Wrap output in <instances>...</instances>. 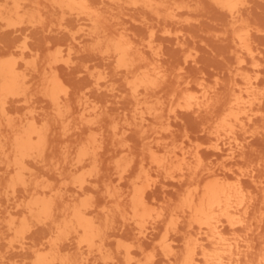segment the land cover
I'll use <instances>...</instances> for the list:
<instances>
[{
	"label": "rangeland",
	"instance_id": "374dc122",
	"mask_svg": "<svg viewBox=\"0 0 264 264\" xmlns=\"http://www.w3.org/2000/svg\"><path fill=\"white\" fill-rule=\"evenodd\" d=\"M155 1L162 9L131 0H91L108 30L129 37L144 61L164 74L147 102L136 106L125 73L91 47L81 16L62 11L53 0H0V60L16 61L24 79L20 93L4 100L0 123L6 116L18 126L49 124V147L42 157L26 160V187L8 188L14 171L0 157V264H32L36 252H49L47 225L36 223L25 207L31 192L45 184L59 193L60 205L90 201L95 206L90 216L104 231L110 264H127L118 243L131 246L130 264H176L172 257L181 254L187 239L203 236L179 212L180 200L203 185L208 172L241 171L255 206L246 227L226 235L237 237L239 250L245 239L257 243V215L264 205V96L256 104L259 111L250 120L243 117L231 137L215 132L212 118L223 112L231 87L243 84L242 77L256 82L258 97L264 95V0H238L234 24L213 0ZM17 7L23 14L14 13ZM236 31L245 33L249 53L240 48ZM51 75L60 80L59 106L44 94L43 80ZM185 94L192 97L190 106L183 102ZM204 94L211 105L196 110L194 101ZM92 139L94 159L77 163L81 145ZM4 148L8 154L10 146ZM228 148L232 156L226 155ZM149 151L162 159L177 157L159 169ZM195 153L201 162L191 173ZM134 189L150 208L140 224L131 221L126 207ZM117 203L123 210L112 217ZM107 213L111 220L105 225ZM71 235L60 241L62 254L78 264H102L95 250L78 246ZM169 250L173 253L165 255Z\"/></svg>",
	"mask_w": 264,
	"mask_h": 264
},
{
	"label": "bare ground",
	"instance_id": "6f19581e",
	"mask_svg": "<svg viewBox=\"0 0 264 264\" xmlns=\"http://www.w3.org/2000/svg\"><path fill=\"white\" fill-rule=\"evenodd\" d=\"M53 1L56 7L58 6L62 11L81 16L86 21L88 26L86 34L91 37V47L112 57L117 68L125 73V83L128 86L130 95L135 100V105L146 103L145 96L154 89L155 81L164 77L159 67L144 61L129 37L127 38L122 33L116 35V33L113 34L112 31L108 30L104 24L102 13L91 3V0ZM213 1L228 11L232 24L239 21V12L236 9L238 0ZM131 2L133 5L148 7L155 11L162 6L155 0H131ZM14 13L23 14L18 7ZM234 37L237 39L240 48L249 53L250 48L245 33L236 31ZM19 49L22 52L24 45L19 46ZM24 63L28 64L27 61ZM18 66L20 65L12 58L0 60V108L2 113L4 112V100L8 96L21 91L24 79L22 74L18 72ZM98 78L99 76L95 80ZM241 80H243V84L236 83V86L231 87V93L225 101L223 112L219 117L212 118V123H215V132L225 134L228 137L233 135V129L237 123L242 124L243 117L248 120L252 119L254 114L259 111V106H256V104H259L262 96H264L262 94L258 97L255 81L244 77ZM59 84L60 80L55 75L45 77L43 80L44 94L55 106H59L58 97L56 96L61 87ZM182 99L185 105L190 106L192 102L190 94H185ZM194 105L196 110L205 109L211 105V99L204 94L201 101L197 99L194 101ZM144 108L149 109L145 106ZM91 110L94 114L96 113L95 107H92ZM3 117L4 122L0 123V157H3L8 162V166L14 171V176L7 186L11 191H15L18 185L26 187L23 177L26 160L42 157L49 147V124L43 122L42 125H38L32 121L26 125L18 126L12 122L10 117ZM5 131L11 134L8 137L4 136ZM93 142H95L94 139L81 145L77 153V163L87 158L89 160L94 159L91 154V148L95 146ZM5 144L10 146L8 154L4 148ZM227 151V156L234 154L231 148H228ZM173 156L177 157L176 155ZM173 156L167 155L162 159L158 157L155 151H149L150 161L159 169H166L167 160L173 159ZM194 156L197 161L195 166H188L189 170H193L191 173L197 172L195 169L201 162L199 153H195ZM256 173L258 174V172ZM243 174L241 171L235 175L224 171L220 173L208 172L206 175L208 180L203 185L200 187L196 185L194 189L185 193L178 205L179 212L183 216H187L189 225H195L198 234L203 236L187 239L181 254L172 257L176 264H264V223H262L264 221V205L257 215V243L245 239L246 242L243 244L245 249L239 250L240 245L237 237L226 235L228 231L233 233L239 227H246V221L251 218L255 206V199L246 193L242 184ZM183 175L184 173H181V177ZM79 183L81 187L82 182L79 181ZM59 198V193H54L49 185L45 184L40 190L31 192V198L25 204L30 217L36 223L47 225L49 229V252H36V259L32 264H49V262L50 264H78L67 255L62 254L61 251L60 241L71 234L75 237L78 246L84 245L88 251L95 250L102 264H110L108 260L111 257L105 253L103 247L104 231L98 224V220L96 221L90 216V213L94 210L92 207L95 208V206L90 201L60 205ZM262 202H264V196ZM114 207L111 216L123 210L119 203ZM126 207L131 221L135 224H140L150 210L144 194L137 191V189L133 190ZM110 220L109 213H107L104 217V224L106 225ZM15 231L17 232V229ZM202 240H206L207 244H203ZM118 252L123 254V260L127 264L131 263L133 254L131 246L118 243ZM171 253L173 252L169 250L165 255ZM247 255H250L251 258H247Z\"/></svg>",
	"mask_w": 264,
	"mask_h": 264
}]
</instances>
